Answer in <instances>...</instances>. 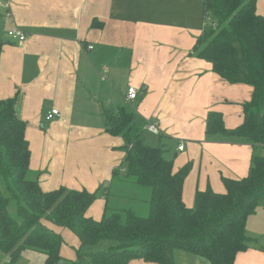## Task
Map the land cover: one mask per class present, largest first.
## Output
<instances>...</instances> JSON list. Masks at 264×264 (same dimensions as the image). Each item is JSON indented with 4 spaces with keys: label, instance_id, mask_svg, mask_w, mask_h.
Masks as SVG:
<instances>
[{
    "label": "crops",
    "instance_id": "obj_1",
    "mask_svg": "<svg viewBox=\"0 0 264 264\" xmlns=\"http://www.w3.org/2000/svg\"><path fill=\"white\" fill-rule=\"evenodd\" d=\"M8 3V16L0 8V99L16 96V110L20 108L26 122L41 124L48 109L59 111V116L47 120V128L38 131L27 126L25 132L31 149L30 169L40 170L43 190L60 185L74 188L78 182L92 189L112 182L113 171L124 157L119 148L123 139L105 131L102 112L119 105L133 111L138 127L143 128L147 120L157 123L158 135L171 144V156L166 158L176 165L192 163L183 188L188 205L193 204L198 188L209 185L221 191L222 176L247 174L253 143L244 137L205 131L210 109L222 112L226 127L238 125L251 87L228 83L212 72L208 61L191 53L202 30L189 18L197 9L203 10V0ZM256 9L264 15V0H257ZM94 19L101 25L93 26ZM13 26L24 30V41L5 37ZM85 84L100 100V106H94L98 124H85L80 118L81 112H87L85 97L79 95ZM130 84L138 95L126 101ZM180 143L182 150L177 149ZM165 145L161 143L164 153ZM105 198L91 205L89 216L102 215ZM245 231L248 247L236 254L233 264H264V193L255 212L247 217ZM64 235L69 244L61 253L72 261V248L78 242L73 235ZM6 256L0 254V259ZM194 260L181 255L177 262L174 257L175 264H195ZM130 264L155 263L134 260Z\"/></svg>",
    "mask_w": 264,
    "mask_h": 264
},
{
    "label": "trees",
    "instance_id": "obj_2",
    "mask_svg": "<svg viewBox=\"0 0 264 264\" xmlns=\"http://www.w3.org/2000/svg\"><path fill=\"white\" fill-rule=\"evenodd\" d=\"M256 2L203 0V14L212 20L191 49L220 78L251 87L238 125L226 127L217 109H210L205 120L208 134L244 137L253 143L245 176H222L221 191L209 185L198 188L190 206L183 199V188L192 163L176 165L161 146L147 145L133 122V111L125 106L104 109L105 131L123 139L119 148L124 151V177L150 189L149 209L146 216L130 207L107 213L105 190L104 212L94 218L87 212L99 198L98 191L64 185L42 189L39 174H31L28 124L17 113V97L0 99V254L15 262L24 249L41 250L44 264H58L67 260L61 250L69 244L64 235L69 233L78 242L69 264L134 260L175 264V249L210 264H233L236 254L248 247L246 219L264 193V15L257 12ZM118 172L114 169L112 181ZM101 241L113 244L100 251H82Z\"/></svg>",
    "mask_w": 264,
    "mask_h": 264
},
{
    "label": "rangeland",
    "instance_id": "obj_3",
    "mask_svg": "<svg viewBox=\"0 0 264 264\" xmlns=\"http://www.w3.org/2000/svg\"><path fill=\"white\" fill-rule=\"evenodd\" d=\"M191 19L194 24L198 25V28L203 30L204 28H207L209 24L211 23V17L205 16L203 14V10L197 9L195 12H193L192 16L189 18ZM6 38H8L7 34L5 35ZM9 41H11L8 38ZM86 87L81 86L80 91L83 89V91L79 92V95H82V97L85 99L84 104L87 107V112H81V119L85 124H98L99 119L98 116L95 113V107L97 108L100 106V100L98 98V95L93 91H88V87L90 85L85 84ZM92 92V94H91ZM90 106V107H88ZM51 109V108H50ZM20 108L17 107V112L20 116L19 112ZM49 110V109H48ZM79 119V118H77ZM50 121V120H48ZM136 121V120H135ZM28 126L31 128H36L38 131L41 129H45L48 127L49 123L47 120H44V123L39 124L38 123H32L31 120L27 121ZM47 127H44L46 126ZM158 126V125H157ZM141 128V136L144 140V142L147 145L150 146H161V143H166L164 147L165 149V156L170 157L172 153L171 144L170 142H166V138L162 135L154 134L149 132L145 127ZM41 133V132H40ZM30 140V139H29ZM48 168H50L51 162L48 163ZM120 165V164H119ZM121 166L119 167V172L115 175V178L112 182H105L100 183L97 188H90L84 185L82 182H78V187L75 188H86L89 190H95L98 191V197L100 198L102 196V192L105 190L108 191L109 197H108V209L107 213L113 212V209H121V208H132L137 214L141 216H146L148 214V200L150 198V189L147 187L138 186L134 183H132L129 179H125L124 173L121 170ZM36 173H40V170L36 171L31 169V174L34 175ZM72 184V183H71ZM74 185V184H73ZM109 244H113V242L110 241H101L95 245L83 247V252H95L100 251L103 249L108 248ZM181 255H189L190 257H194L195 264H210L209 261L203 257L190 254L188 252H184L182 250L175 249L173 251V258L176 257L177 262H180V256ZM45 254L41 250H34V249H24L20 255V257L15 262H10L9 256H6L2 259H0L1 264H44L45 261ZM198 261V262H197ZM60 264H69V261H63Z\"/></svg>",
    "mask_w": 264,
    "mask_h": 264
},
{
    "label": "built area",
    "instance_id": "obj_4",
    "mask_svg": "<svg viewBox=\"0 0 264 264\" xmlns=\"http://www.w3.org/2000/svg\"><path fill=\"white\" fill-rule=\"evenodd\" d=\"M0 8H4V15L8 16L10 14V5L8 3V0H0ZM7 36L12 42H20L24 41L26 34L24 30H22L18 26L10 27L7 30ZM92 46H88V48H91ZM138 95L137 88L134 85H128L126 92L124 94V98L126 101H132L133 99H136ZM59 116V111L56 108H51L46 111L45 113V119L46 120H52L53 118ZM145 128L154 134H159L160 130L157 126V123H155L153 120H147L145 122ZM178 150L183 149V144L180 143L177 147Z\"/></svg>",
    "mask_w": 264,
    "mask_h": 264
},
{
    "label": "water",
    "instance_id": "obj_5",
    "mask_svg": "<svg viewBox=\"0 0 264 264\" xmlns=\"http://www.w3.org/2000/svg\"><path fill=\"white\" fill-rule=\"evenodd\" d=\"M62 262H63V260H59V264L62 263Z\"/></svg>",
    "mask_w": 264,
    "mask_h": 264
}]
</instances>
